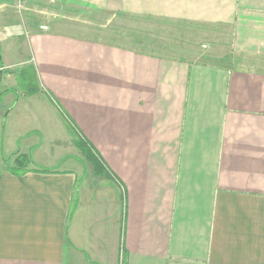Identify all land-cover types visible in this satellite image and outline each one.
<instances>
[{"label": "crops", "instance_id": "crops-1", "mask_svg": "<svg viewBox=\"0 0 264 264\" xmlns=\"http://www.w3.org/2000/svg\"><path fill=\"white\" fill-rule=\"evenodd\" d=\"M59 1L226 29L228 48L195 61L33 30L43 90L0 101V264H264V0ZM3 54L0 71L18 63ZM19 153L51 171L14 174Z\"/></svg>", "mask_w": 264, "mask_h": 264}, {"label": "rangeland", "instance_id": "rangeland-1", "mask_svg": "<svg viewBox=\"0 0 264 264\" xmlns=\"http://www.w3.org/2000/svg\"><path fill=\"white\" fill-rule=\"evenodd\" d=\"M16 5L18 6L11 16L13 29H0L3 31L0 51L2 54L4 52L3 62L18 63L5 67L4 71L0 72V79L3 74H7L8 69L19 70L33 64L29 44V34L33 30L69 32L88 38L118 42L145 52L180 56L195 61L207 60L209 51L213 49L226 53L228 48V30L210 28L199 23L130 15L110 16L96 12L90 7L61 3L59 0H19ZM44 27L46 29H43ZM9 74L14 78L10 84L18 86L17 75ZM74 138L76 137H68L70 142ZM76 148L79 150L77 146Z\"/></svg>", "mask_w": 264, "mask_h": 264}, {"label": "trees", "instance_id": "trees-1", "mask_svg": "<svg viewBox=\"0 0 264 264\" xmlns=\"http://www.w3.org/2000/svg\"><path fill=\"white\" fill-rule=\"evenodd\" d=\"M29 66V69H28ZM27 67H22L19 70L17 69H8L7 73H15L17 75L18 86H12L6 88L5 90L0 91V101L2 96L8 91H14L17 94V99L20 97H27L33 95L37 92L42 91L41 82L35 68L34 64L28 65ZM1 70L0 72H3ZM21 90H20V89ZM75 145L79 148L84 158L90 161L96 168L97 171H100L98 168V163L96 162V156L94 155L91 145L86 141L84 137L76 136L74 138ZM6 161V159H4ZM33 162L32 157L29 153H19L14 159L12 164H9V169L16 175H22L29 171H40V172H49L51 169L41 167V168H31L30 164ZM0 169H1V160H0Z\"/></svg>", "mask_w": 264, "mask_h": 264}]
</instances>
